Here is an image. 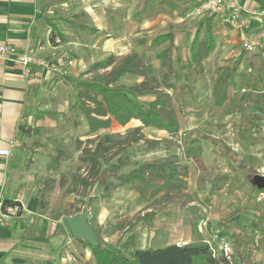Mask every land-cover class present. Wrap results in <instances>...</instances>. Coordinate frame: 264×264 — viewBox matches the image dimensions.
<instances>
[{"label": "rangeland", "instance_id": "374dc122", "mask_svg": "<svg viewBox=\"0 0 264 264\" xmlns=\"http://www.w3.org/2000/svg\"><path fill=\"white\" fill-rule=\"evenodd\" d=\"M153 1H149L152 5L147 1L144 6L142 2H132V21L108 24V30L102 28L100 34L79 29L78 25L85 23H78L75 17L67 14L61 43L66 44L65 58L73 62L70 69L78 70V79L83 82L106 80L128 56L142 58L141 76L126 74L111 86L143 91L138 101L144 110L156 94H161L167 100L163 113L174 115L179 131L170 134L145 128L138 120L120 126L109 119L108 128L90 133L79 104L93 109V103L77 96L78 82L75 90L58 84L60 90L56 94L52 92L51 101L47 102L49 113L20 143L19 148L26 155L22 165L25 176L20 174V179L21 182L27 179V188L36 198L39 213L45 212L50 221H59L67 237L81 248H84L82 240L70 235L65 219L87 209L88 224L99 244L107 250L116 251L126 242L130 244L128 250L132 251L159 249L169 244L206 245L213 257H219V242L211 240V236L220 234L210 226L208 210H192V192L186 180V146L210 141L206 135V127L210 125H201V117L205 114L207 119H212L214 116L210 114L218 112L210 97L213 98L214 90L216 97L221 96L223 74L226 70L230 73L232 64L229 62L234 58L215 56L210 59L209 54L205 60H199L198 66L189 67V42L195 27L206 15L200 0H163L166 4L162 8L155 7L157 1ZM149 8L151 12L159 10V15L152 17L153 21L144 20ZM214 27L212 23V31ZM175 30L179 33L174 41L151 46L153 38ZM199 40L204 42V33H200ZM71 48H75L74 52ZM108 59L112 61L106 68L92 69L98 62ZM167 84L177 89L182 110L174 102L173 91L167 89ZM88 94L100 101V96ZM40 101L42 103L43 99ZM98 119L105 121L107 117ZM150 163H163L167 169L174 164L183 166L185 176L172 178L160 171L168 187L153 192L142 187L137 190L118 185L114 177L108 178L114 186L110 192L96 183L101 172L111 166L117 167V176H128L141 165ZM255 177L250 182L253 189H257L253 183ZM261 209L224 211L232 218L239 214L233 220L237 227L234 240L231 242V237L228 238L236 264H264V210ZM197 219H200L198 225Z\"/></svg>", "mask_w": 264, "mask_h": 264}, {"label": "crops", "instance_id": "0c3cea01", "mask_svg": "<svg viewBox=\"0 0 264 264\" xmlns=\"http://www.w3.org/2000/svg\"><path fill=\"white\" fill-rule=\"evenodd\" d=\"M134 1L152 5L150 0H0V44H9L17 54L30 52L37 59L68 61L66 44L61 43L67 14L87 25L80 24L79 29L100 34V29L108 30V24L130 23ZM156 1L155 7L166 4ZM241 4L264 12V0H241ZM158 11L149 8L144 20L153 21ZM212 23L215 30L210 59L234 58L229 62L232 72L223 74L221 96L216 97L214 90L210 97L218 112L210 114L212 119L205 114L201 117V125H210L206 135L212 142L186 146V180L192 192V210H208L210 226L219 237L227 241L231 237L232 242L237 231L233 220L239 214L232 218L224 211L264 210V189L259 192L250 185L253 176L264 178V52L251 55L241 50V42L256 35L262 21L249 19L241 28L226 25L219 17H213ZM178 33L175 30L159 36L169 35L174 41ZM73 68L66 76H58L34 66L33 75L25 76L13 61L0 66V152L8 151L7 156L0 154V198L22 206L20 214L0 224V264H94L90 250L69 239L59 221H50L45 212L39 213L27 179H20V174L25 176L22 165L26 156L20 143L49 113L47 102L52 92L56 94L61 87L75 90L80 79L79 71ZM197 220L196 225L200 223Z\"/></svg>", "mask_w": 264, "mask_h": 264}, {"label": "trees", "instance_id": "16d2710c", "mask_svg": "<svg viewBox=\"0 0 264 264\" xmlns=\"http://www.w3.org/2000/svg\"><path fill=\"white\" fill-rule=\"evenodd\" d=\"M213 17L207 15L196 28L194 38L190 44V58L187 63L189 67L191 65L198 66L199 60H204L213 48ZM201 31L204 32V42L199 40ZM169 40V35L159 36L151 41V46L158 47ZM111 61L112 59L98 62L92 66V69L106 68V65H109ZM141 64L142 58L136 59L135 56H128L108 75L106 80L100 78L101 80L80 81L76 84L78 89L77 96L85 98L94 105L93 109H89L84 104H79V109L88 122L90 133L108 128L109 119H112L120 126L126 125L130 120H138L145 128L165 131L170 134H175L179 131V124L174 115L171 112L163 113L162 108L167 105V100L161 94H156L153 101L147 104V110H144L138 101L139 94H142L143 91L137 88L121 89L111 86L123 75L141 76L142 73L139 69ZM167 89L173 91L174 102L182 110L183 106L177 89L172 84H167ZM88 92L100 96V101H96ZM98 117H107V119L102 121ZM116 171V166H111L102 171L97 177L96 183L103 186L104 191L110 192L114 189V186H112L111 182H108V178L114 177L119 182L118 185H128L137 190L142 187L153 192L162 187H168V183L161 177L160 171L172 178L185 175L183 167L176 166L167 169L163 163L143 164L128 176H117ZM4 203L20 207L19 202L4 200ZM81 242L83 246L90 250L96 264H226L221 257H213L206 245L186 247L169 245L159 249L130 251L128 250L130 244L126 242L116 251H111L101 244L97 248H91L85 242ZM232 256H234L233 250Z\"/></svg>", "mask_w": 264, "mask_h": 264}, {"label": "built area", "instance_id": "2783aa9c", "mask_svg": "<svg viewBox=\"0 0 264 264\" xmlns=\"http://www.w3.org/2000/svg\"><path fill=\"white\" fill-rule=\"evenodd\" d=\"M202 11L209 16L219 17L220 20L230 26L243 27L249 19H260L262 26L252 38L245 39L241 42V50L246 54L254 55L258 52H264V12H256L253 8H249L241 4V0H200ZM244 14L245 18L240 16ZM13 61L21 67V71L25 76L33 75V67L38 66L58 76H65L68 73L73 62L71 60H57L55 62L44 59H37L32 54H17L15 48L9 44H0V66L7 62ZM13 145V143L11 144ZM1 155L7 156L8 151L0 152ZM22 206H11L4 203L0 198V224L6 223L9 219L20 214ZM219 242V254L226 264H236L232 256L231 244L219 236L212 234L211 240Z\"/></svg>", "mask_w": 264, "mask_h": 264}, {"label": "water", "instance_id": "95a60500", "mask_svg": "<svg viewBox=\"0 0 264 264\" xmlns=\"http://www.w3.org/2000/svg\"><path fill=\"white\" fill-rule=\"evenodd\" d=\"M258 190L264 189V178L256 176L253 180ZM89 212L84 209L80 214L65 219L66 227L74 239L85 242L91 248H97L99 242L95 232L88 224Z\"/></svg>", "mask_w": 264, "mask_h": 264}]
</instances>
